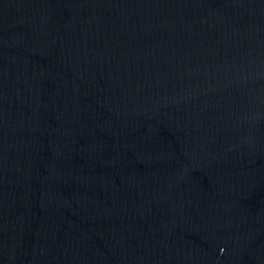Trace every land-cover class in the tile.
<instances>
[{
    "label": "water",
    "instance_id": "95a60500",
    "mask_svg": "<svg viewBox=\"0 0 264 264\" xmlns=\"http://www.w3.org/2000/svg\"><path fill=\"white\" fill-rule=\"evenodd\" d=\"M0 264H264V0H0Z\"/></svg>",
    "mask_w": 264,
    "mask_h": 264
}]
</instances>
